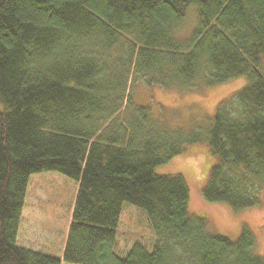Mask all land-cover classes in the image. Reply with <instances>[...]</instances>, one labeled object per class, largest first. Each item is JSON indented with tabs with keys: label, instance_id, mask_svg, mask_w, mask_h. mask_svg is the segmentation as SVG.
Segmentation results:
<instances>
[{
	"label": "trees",
	"instance_id": "16d2710c",
	"mask_svg": "<svg viewBox=\"0 0 264 264\" xmlns=\"http://www.w3.org/2000/svg\"><path fill=\"white\" fill-rule=\"evenodd\" d=\"M197 24L188 39L187 9ZM264 0H0V264H62L18 243L30 176L54 170L78 191L69 264H264L243 224L236 239L189 212L180 173L158 174L193 143L215 161L202 192L235 211L264 190ZM246 76L210 124L170 125L139 85L184 91ZM124 202L156 239L119 251Z\"/></svg>",
	"mask_w": 264,
	"mask_h": 264
},
{
	"label": "rangeland",
	"instance_id": "374dc122",
	"mask_svg": "<svg viewBox=\"0 0 264 264\" xmlns=\"http://www.w3.org/2000/svg\"><path fill=\"white\" fill-rule=\"evenodd\" d=\"M196 5L187 9L186 20L177 32L188 39L197 24ZM261 66L264 69V55ZM248 83L240 76L225 83L206 86L198 90L165 89L160 86L139 85L135 98L140 104L151 106L152 111L170 125L185 129L207 126L213 120L217 106L223 99ZM215 158L205 143H193L170 161L156 167L158 174H182L190 188L189 212L205 217L211 231L236 239L243 224H247L257 238L256 253L264 254V190L262 204L235 211L229 204L210 202L203 196V186ZM77 181L62 172L47 170L31 174L27 199L25 229H32L30 242L40 245L51 240H62L74 208ZM22 229V230H23ZM119 251L123 253L135 241L152 246L156 239L145 211L124 202L118 227Z\"/></svg>",
	"mask_w": 264,
	"mask_h": 264
},
{
	"label": "crops",
	"instance_id": "0c3cea01",
	"mask_svg": "<svg viewBox=\"0 0 264 264\" xmlns=\"http://www.w3.org/2000/svg\"><path fill=\"white\" fill-rule=\"evenodd\" d=\"M77 191H78V188H77ZM29 195H30V193H29V186H28L26 203H25L24 210L22 213L20 228H19V232H18V238H17L18 243L21 245L30 247L34 250L40 251V252H44V253L51 254V255H56V256L61 258L62 264H69L64 260V253H65V248H66V243H67L69 227H70V224L72 222L71 219H70V222L68 224V227L66 228L65 236H64V238H62V240L54 239V240H51L49 242H44L40 245L32 244L29 240L30 238H32V235H33V232L31 231L32 229H30L28 231L23 229L26 227L25 226V216H26L27 199H28ZM76 195H77V192H76ZM76 195H75V198H76ZM72 215H73V209L71 210V218H72Z\"/></svg>",
	"mask_w": 264,
	"mask_h": 264
}]
</instances>
